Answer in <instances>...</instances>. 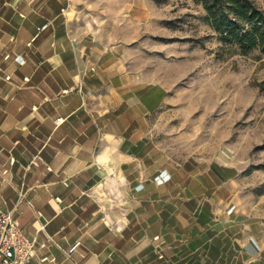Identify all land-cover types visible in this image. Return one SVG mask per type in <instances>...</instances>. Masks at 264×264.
Instances as JSON below:
<instances>
[{
  "label": "crops",
  "instance_id": "1",
  "mask_svg": "<svg viewBox=\"0 0 264 264\" xmlns=\"http://www.w3.org/2000/svg\"><path fill=\"white\" fill-rule=\"evenodd\" d=\"M69 1L0 0V205L36 241L28 264H260L255 226L216 207L238 169L165 165L149 116L167 85Z\"/></svg>",
  "mask_w": 264,
  "mask_h": 264
},
{
  "label": "rangeland",
  "instance_id": "2",
  "mask_svg": "<svg viewBox=\"0 0 264 264\" xmlns=\"http://www.w3.org/2000/svg\"><path fill=\"white\" fill-rule=\"evenodd\" d=\"M69 2L84 33L120 44L134 74L167 85L149 116L165 165L196 158L238 169L216 207L242 215L246 234L255 226L264 264V52L222 41L195 0Z\"/></svg>",
  "mask_w": 264,
  "mask_h": 264
},
{
  "label": "trees",
  "instance_id": "3",
  "mask_svg": "<svg viewBox=\"0 0 264 264\" xmlns=\"http://www.w3.org/2000/svg\"><path fill=\"white\" fill-rule=\"evenodd\" d=\"M220 39L244 51L264 52V6L258 0H195Z\"/></svg>",
  "mask_w": 264,
  "mask_h": 264
},
{
  "label": "built area",
  "instance_id": "4",
  "mask_svg": "<svg viewBox=\"0 0 264 264\" xmlns=\"http://www.w3.org/2000/svg\"><path fill=\"white\" fill-rule=\"evenodd\" d=\"M48 25L49 22L44 23L39 29ZM64 119V116H59L57 121ZM81 243V239L76 240L69 250H76ZM36 252L35 239L21 226L14 210L5 209L0 205V264H28Z\"/></svg>",
  "mask_w": 264,
  "mask_h": 264
}]
</instances>
